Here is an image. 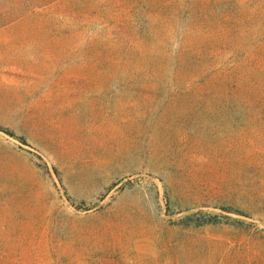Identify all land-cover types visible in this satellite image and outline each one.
Segmentation results:
<instances>
[{"label": "rangeland", "instance_id": "obj_1", "mask_svg": "<svg viewBox=\"0 0 264 264\" xmlns=\"http://www.w3.org/2000/svg\"><path fill=\"white\" fill-rule=\"evenodd\" d=\"M135 1L0 0V264H264V109L147 75L129 24L101 43Z\"/></svg>", "mask_w": 264, "mask_h": 264}, {"label": "trees", "instance_id": "obj_2", "mask_svg": "<svg viewBox=\"0 0 264 264\" xmlns=\"http://www.w3.org/2000/svg\"><path fill=\"white\" fill-rule=\"evenodd\" d=\"M118 10L121 17L117 19L114 13L112 22L104 24L110 37L105 36L100 42L114 45L118 38L127 36L124 34L126 24H129L152 44L149 53H152L153 61L150 69L145 71L147 75L160 81L168 76L175 77L184 67L185 59V66L193 73L191 80L203 95L213 93L221 99L224 88L228 89V96L219 100L215 108L232 112L264 109V60L260 55V51H264V0H138L129 9L118 6ZM84 21L81 26H89L90 18ZM164 27L176 30L167 32L163 31ZM81 33L79 36L85 38ZM197 33L206 34L209 43L214 42V45L195 48L189 38ZM155 35L158 38L152 41ZM129 42L132 48L140 50L137 42L130 38ZM227 42L233 43L232 52L227 50L220 54L219 44L226 47ZM88 44L97 43L89 38ZM168 48L173 50L167 51ZM223 55L229 57L225 59ZM239 70L245 75L252 70L249 77L258 74L260 79L257 83L253 81V88L259 90L261 84L263 95L240 93L239 76L242 74Z\"/></svg>", "mask_w": 264, "mask_h": 264}, {"label": "bare ground", "instance_id": "obj_3", "mask_svg": "<svg viewBox=\"0 0 264 264\" xmlns=\"http://www.w3.org/2000/svg\"><path fill=\"white\" fill-rule=\"evenodd\" d=\"M191 258H192L191 256L185 254L182 258H180V261L182 260V261H185L187 264H189L190 263L189 261L191 260Z\"/></svg>", "mask_w": 264, "mask_h": 264}]
</instances>
